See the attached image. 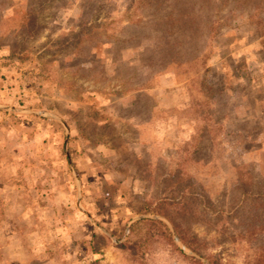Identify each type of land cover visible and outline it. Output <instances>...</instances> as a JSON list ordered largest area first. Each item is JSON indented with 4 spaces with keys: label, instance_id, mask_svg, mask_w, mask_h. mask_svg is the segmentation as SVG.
<instances>
[{
    "label": "rangeland",
    "instance_id": "rangeland-1",
    "mask_svg": "<svg viewBox=\"0 0 264 264\" xmlns=\"http://www.w3.org/2000/svg\"><path fill=\"white\" fill-rule=\"evenodd\" d=\"M130 1L0 0V264H138L124 244L131 224L174 229L141 210L179 199L191 179L192 211L177 222L206 247L201 255L171 230L185 253L253 264L264 246L251 205L264 192V0L209 1L219 24L207 71L214 97L191 77L151 70L144 46L99 44L115 40ZM87 29L101 59L91 70L74 55V34ZM120 64L152 76V87L134 90ZM150 262L195 264L166 245Z\"/></svg>",
    "mask_w": 264,
    "mask_h": 264
},
{
    "label": "trees",
    "instance_id": "trees-1",
    "mask_svg": "<svg viewBox=\"0 0 264 264\" xmlns=\"http://www.w3.org/2000/svg\"><path fill=\"white\" fill-rule=\"evenodd\" d=\"M209 1L131 0L122 13L125 21H114L117 25L112 37L115 40L100 39L99 44L111 45L117 41H123L133 46H144L147 53L141 61L151 70L155 72L170 71L176 77L181 75L191 77L199 92L208 97H214L216 91L208 80L207 71L211 46L219 33V24L213 13L207 8ZM83 26L85 27V23ZM90 30H82V32L74 34L77 39L74 55L78 57L79 65L85 70H91L92 64L101 60L99 56L94 55V52L87 49L88 43L85 42L83 35ZM256 30L259 42L264 47V17L257 20ZM113 50L114 46L112 45L111 54ZM111 59L114 65L120 62L119 54ZM119 66V70L129 68L133 70L127 79L134 80L136 84L134 90L152 87L149 82L153 77L145 73L141 74L137 66H128L129 68L123 64ZM194 186L195 182L191 179L181 186L179 199L166 195L155 203H147L141 212L161 214L168 218L180 241L187 248L203 255L206 247L204 240L199 238L187 224L177 222V219L187 218V215H190L192 211V207L189 206L185 197L187 194L192 196L196 193ZM248 191L249 188H246L243 192L248 194ZM194 200L197 199L194 197ZM253 204L254 210L252 208L251 210L255 217L257 218L259 215L263 220L264 192L253 193L251 205ZM124 244L138 264H152L150 254L158 245L169 246L174 253L195 264H204L200 258L185 253L178 246L169 226L160 219L140 218L134 221ZM260 249L253 264H264V246H261Z\"/></svg>",
    "mask_w": 264,
    "mask_h": 264
},
{
    "label": "water",
    "instance_id": "water-1",
    "mask_svg": "<svg viewBox=\"0 0 264 264\" xmlns=\"http://www.w3.org/2000/svg\"><path fill=\"white\" fill-rule=\"evenodd\" d=\"M56 118H57L58 120H60L64 125L66 124L62 118H60V117H56ZM68 134H69V129L67 128V135H68ZM66 140H68V136H67ZM171 230H172L173 233L176 235V233H175V231H174V229H173L172 227H171Z\"/></svg>",
    "mask_w": 264,
    "mask_h": 264
},
{
    "label": "crops",
    "instance_id": "crops-1",
    "mask_svg": "<svg viewBox=\"0 0 264 264\" xmlns=\"http://www.w3.org/2000/svg\"><path fill=\"white\" fill-rule=\"evenodd\" d=\"M210 59V58H209ZM208 64H209V61H208ZM209 67H210V64H209ZM171 74V73H170ZM169 74V75H170ZM170 77H172V78H176V76L175 75H173V73L170 75ZM57 117H60V116H57Z\"/></svg>",
    "mask_w": 264,
    "mask_h": 264
}]
</instances>
